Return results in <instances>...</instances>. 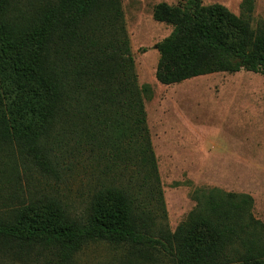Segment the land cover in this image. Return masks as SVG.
<instances>
[{"label":"trees","instance_id":"1","mask_svg":"<svg viewBox=\"0 0 264 264\" xmlns=\"http://www.w3.org/2000/svg\"><path fill=\"white\" fill-rule=\"evenodd\" d=\"M17 4L0 0V135L43 167L52 148L71 168L89 162L100 189L79 216L56 200L16 208L0 219V256L21 263L45 252L70 264L86 244L105 242L155 251L169 264H264V224L247 194L200 190L174 232L162 224L143 102L149 87L137 84L120 1ZM241 8L236 16L200 0L155 5L153 19L172 26L156 44V80L241 70L264 77V21L251 27L253 0Z\"/></svg>","mask_w":264,"mask_h":264},{"label":"rangeland","instance_id":"2","mask_svg":"<svg viewBox=\"0 0 264 264\" xmlns=\"http://www.w3.org/2000/svg\"><path fill=\"white\" fill-rule=\"evenodd\" d=\"M29 1L34 0H17V10L23 11ZM119 1L137 84L149 87L143 102L166 211L162 224L174 232L195 209L198 191L215 188L251 196L252 213L264 224V77L241 70L160 84L155 78L159 59L155 46L172 26L155 21L153 8L186 0ZM200 1L204 6L220 4L236 16L243 12V0ZM259 21H264V0H253L251 27ZM45 163L46 167L37 165L0 135V219L9 218L20 206L44 200L60 201L71 216L87 212L100 189L98 172L84 160L71 168L67 159L56 158L54 148ZM160 257L155 251L141 255L95 242L83 246L70 264H169ZM0 264L55 263L44 252L21 263L0 256Z\"/></svg>","mask_w":264,"mask_h":264},{"label":"water","instance_id":"3","mask_svg":"<svg viewBox=\"0 0 264 264\" xmlns=\"http://www.w3.org/2000/svg\"><path fill=\"white\" fill-rule=\"evenodd\" d=\"M155 48H156V46H155Z\"/></svg>","mask_w":264,"mask_h":264}]
</instances>
